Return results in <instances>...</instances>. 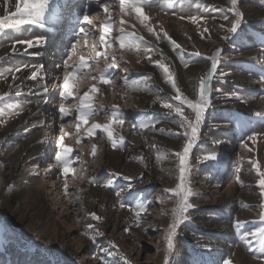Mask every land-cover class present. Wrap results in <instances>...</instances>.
<instances>
[{"label": "rangeland", "instance_id": "rangeland-1", "mask_svg": "<svg viewBox=\"0 0 264 264\" xmlns=\"http://www.w3.org/2000/svg\"><path fill=\"white\" fill-rule=\"evenodd\" d=\"M79 1L67 5L66 12L65 0L62 2L63 12L58 14L48 33L72 8L84 9L76 17L78 22H71V17L67 22L64 32L71 36L69 41L56 44V39L53 40L44 50V58L51 57V47L55 44L59 55L54 61L58 58L61 61L53 62L52 66L62 64L79 27H94L87 37L80 34L82 43L69 64H79L81 56L87 59L95 57L96 51H103L109 57L114 55L119 67L108 70L113 82L103 84L99 76L111 59L101 56L89 60L88 66L74 76L73 96L67 100L61 98L57 86L52 89L55 83L58 86L63 83V67L58 81L53 83L54 79L47 77V92L57 94L49 101L50 113L45 112L46 115L34 121H43L38 127V140H41L38 153L30 148L29 136H20L16 130L26 115L25 105L30 95L28 86L24 85L30 84L27 80L31 73H14L15 82L11 85L0 82V107L5 109V114L0 116V222L8 226L7 233L0 237V264H165L166 256L169 264H190L193 257L202 258L204 264H223L225 260L231 264H264L260 258L264 247L240 238L244 232L260 226V204L264 203L259 176L252 167L256 161L264 171V0H237L236 10L242 17L236 34L229 31L236 19L229 11L231 0H149L142 5L150 18L149 24L158 32L161 28L166 31L182 52L173 49L162 33L157 40L134 13H122L119 0H107L112 19L106 39L111 47H102L99 28L107 14L102 9L95 11L97 6L88 12L91 0ZM59 2L55 0L54 5L59 6ZM169 4L173 7L168 8ZM85 14L95 19L92 26L83 21ZM193 15L202 19L193 24L187 19ZM205 28L207 32L203 31ZM122 30L134 32L147 44L135 41L140 43L139 52L121 48L115 38ZM11 36L12 31L0 30V45ZM84 40L88 41L87 46ZM93 42L96 49L91 47ZM144 47L154 51L146 54ZM219 49L222 52L218 53ZM194 52L200 56L190 55ZM214 54L219 62L208 85L210 104L188 160L187 185L194 193L189 198L193 208L187 213L188 219L178 225L174 248L169 253L167 229L173 222L179 198L166 190L179 183V161L174 153L182 151L187 138L175 113L162 106L173 102L171 97L176 93L154 62L167 64L184 96L196 101L200 80L206 78L211 68L209 57ZM49 63L46 60L42 68L46 70ZM93 83L98 88L92 93L95 111L88 124L77 130L78 93L82 95ZM10 103L20 107L8 111ZM61 104L70 110L69 116L61 118ZM114 106L118 107V113H114ZM184 114L194 119L186 106ZM113 115L124 119L122 125H112L113 139L123 137L118 147L113 148L101 130L87 136V127L92 123L105 124ZM237 118L243 121V127ZM31 123H26L23 131H30ZM145 124L149 126L145 128ZM61 127L67 134L64 142L74 150L69 157L74 171L67 177L62 175V165L55 160ZM253 133L258 134L255 142L247 139ZM51 144L54 154L47 155L48 163L40 165L45 149ZM210 155H217L221 162L207 159ZM52 162L56 165L53 170H45L52 167ZM114 173L119 176H113ZM55 174L56 187L49 179ZM125 176L130 180H124ZM109 179L114 183L105 187ZM117 191L121 193L119 197ZM121 202L130 207L121 208ZM142 206L146 211L137 221L135 211ZM92 213L101 219H93ZM237 220L245 222L240 229L235 228ZM88 224L93 225L92 230L87 228ZM96 232L102 235L94 241L91 237ZM102 248L107 251H100Z\"/></svg>", "mask_w": 264, "mask_h": 264}, {"label": "snow or ice", "instance_id": "snow-or-ice-1", "mask_svg": "<svg viewBox=\"0 0 264 264\" xmlns=\"http://www.w3.org/2000/svg\"><path fill=\"white\" fill-rule=\"evenodd\" d=\"M232 7L229 9V11L233 12L236 16L235 21L231 24V27L229 31L233 34H236L241 26V17L242 13L236 10V4L237 0H231ZM8 3V0H5V4ZM54 3L55 0H15L14 5V12H9L7 15L0 17V30H20L25 25H39L41 28L44 27V20L46 17V14L50 12V10L54 13ZM149 3V0H119V8L120 11L124 14L131 15L135 14L136 18L139 20V22L144 25L148 32L152 33L156 36V39L159 40L161 38V33L163 34V38L168 40V42L172 45L173 49L180 50V45L177 44V42L172 39L166 31H164L162 28L160 31H156L154 27H152L149 24V16L145 14L142 5ZM168 8H172L173 5L169 4L167 5ZM99 8L103 10L104 13L107 14V17L104 21V23L99 28V44L102 47H111V43H109V39H106V37H109V29L111 27V13L109 12L110 5L107 3H100ZM173 15H175V12H173ZM185 17L181 16V19H184ZM187 19L191 20L193 24H196L199 19H202V17L198 16H189ZM224 19L227 20L228 16L225 15ZM83 21L86 22L88 25H93V18H90L89 15L85 14L83 16ZM123 22V21H122ZM94 27H79L77 32V38L75 41L71 44V48L68 50L67 53V59H64L62 62L63 67V91L61 92V98L63 100H67L69 97L73 96V78L76 75L77 72H79L81 69L88 66V61L92 60L94 58L98 59L101 56L104 57L105 60L111 59L110 63L106 64L104 72H102L99 76L100 82L103 84H111L113 81L111 79L110 73H108V70H114L119 67V64L117 63L116 57L113 55L111 57L108 56L107 52L103 51H96L95 57L89 56L87 59L83 56L80 57L79 64H69V60L72 58V54H74L77 51V47L81 45L82 41L80 39V34H83L85 37L89 35L90 32L94 31ZM204 32H207L208 29L205 28L203 30ZM203 35V33H201ZM119 41V45L121 48H128V49H134L137 52L141 50L140 43H136L135 41H140L144 44H147L146 41L143 40L142 37L136 36L134 32H128L124 33L123 30L121 31V34L115 38ZM15 43H19L21 45H27V48L32 47H39L43 46L47 43L46 38H36L35 40L29 39V40H19ZM84 45L87 46L88 41H83ZM91 47L93 49H96L97 45L95 42L91 44ZM27 48L25 49V52H27ZM13 51H15V47H13ZM154 51V48L151 47H144L143 52L144 53H151ZM217 52H222V49L217 50ZM192 56H200L199 52L191 53ZM149 60H152V57L149 55ZM181 59H183V56L181 55ZM211 60V68L209 72L207 73L206 78H203L200 80L199 84V99L196 101L188 99L184 94L181 92L180 88L177 86V82L173 76V73L170 71L169 66L165 63H162L161 61H155V66L162 70L164 77L168 83L171 84V87L175 89V95L171 97V100L173 102H166L162 106L165 109H168L170 112H174L176 117H178L179 120V126L180 128L184 129L183 136H185L186 142L183 145L182 151H177L174 153L175 157L178 158L179 161V183H177L176 187L167 189L166 191L172 193L175 197H178L177 206L174 209L173 214V222L168 225L167 229V252L171 253L174 248L173 238L177 232V227L180 223H182L184 220L188 219L187 213L190 209L193 208V205L189 202V198L194 195L191 188L187 185L188 180V173L190 170V166L188 163L189 160V154L193 147L194 141L197 139L199 127L201 125L202 119L205 114V110L208 108L210 104V100L208 97L209 89V81L211 80L213 74L217 70L218 65V56L212 55L209 57ZM21 67H27V65H21L16 66L15 68H8V72H19L21 70ZM57 67H61V65H57ZM0 75H3V73H0ZM223 75V73L221 74ZM37 72L32 73V79H36ZM93 80L96 79V77H92ZM128 80L125 76L124 83L127 84ZM48 90L45 87L44 92L46 93ZM98 91L97 85L95 83L92 84L91 88L88 91H84L82 95L78 93V99H79V105L77 114L75 116V127L77 130H79L83 125H87L89 122V118L93 115L95 109L93 107V98L92 93ZM185 106L189 109H191L192 114H194V119H189L184 114V108ZM20 105L17 103H10L7 105V110L11 111L13 109L19 108ZM119 109L117 106H114V113H118ZM59 113L61 115V118L67 117L70 115V110L65 108L63 104L59 107ZM5 114V109L3 107H0V116H3ZM237 122L241 127L244 126L243 121H240L239 118H237ZM124 123V119L118 118L117 115H113L112 119H110L105 124L100 123H92L89 127L85 129L87 136L91 137L96 134L97 130H101L102 132L106 133L109 140L111 141L112 147L116 148L118 147L121 142L123 141V137L120 138V140L113 139V124H120L122 125ZM149 125L145 124L144 127L147 128ZM163 131V130H161ZM61 133L62 135L59 137V143H58V149L55 153V160L62 165V175L67 177V175L70 172H73L74 169L70 167V165L73 163L71 159H69L70 155L73 153V148L69 145H67L65 140L66 133L63 132V127H61ZM179 135V134H177ZM256 133H253L252 135L248 136L247 139L250 141L255 142L257 139ZM96 154V147L93 146L92 149V155L95 156ZM209 160H217L219 161V158L217 155H210L207 157ZM252 167L256 170L259 180H258V186L261 190V197L264 198V171L261 170L258 162L253 161ZM113 176H119V173L112 174ZM124 180H130L129 177L125 176L123 177ZM237 180H239V176H237ZM94 182V181H93ZM114 183L113 179H109L105 187H111ZM67 183L64 184L65 191H67ZM132 185L129 183L128 188L131 189ZM116 195L119 197L121 193L119 191L116 192ZM121 208L130 207L126 205L124 202L120 203ZM260 208L262 209L259 213V221L261 222L260 226L255 227L251 231H246L244 234L240 237L242 240L246 241L248 244H251L253 241H256L259 243L261 247H264V203L260 204ZM146 211L145 207H140L139 210L135 211V216L137 218V221H139V218L141 217V213ZM93 219L100 220L101 217L96 215L95 213L91 214ZM244 221L237 220L235 222V228L240 229L244 225ZM87 228L89 230L93 229L92 224H88ZM8 231V226L5 225L3 222H0V237H3ZM88 234L87 232L85 233ZM102 235V233L96 232L95 235H93L91 238L95 241L96 236ZM113 247H115L113 245ZM102 252H106L107 248L100 249ZM262 260H264V255L260 257ZM165 264H169L168 257H165ZM190 264H204V261L202 258L193 257L190 261ZM223 264H231V261L225 260Z\"/></svg>", "mask_w": 264, "mask_h": 264}, {"label": "bare ground", "instance_id": "bare-ground-1", "mask_svg": "<svg viewBox=\"0 0 264 264\" xmlns=\"http://www.w3.org/2000/svg\"><path fill=\"white\" fill-rule=\"evenodd\" d=\"M79 2V0H77ZM110 2V0H108ZM107 0H91L89 1V5H91L89 7V11H92V9L95 7V11H97V9L99 8V4L100 3H107ZM12 3V0H8V3L5 4V0H0V17H3L5 15H7L9 12H14V3ZM62 2H64V0H60L59 2V6L54 5V12H56L55 14H52V11L50 10V12L48 14H46L45 20H44V27L41 28L39 25H25L23 26L22 29L20 30H7V32H11L12 31V36L10 37L9 40L7 41H2L1 45H0V73H3V75H0V82L1 85H5L10 84L15 82L13 77H14V73H17V75H23L24 72H30V77L27 80L28 82H30L29 85H27V83H25V87L28 86L29 88V102L26 103L27 105H25V111H26V115L22 118V122H19L16 126V130L18 132V134L20 136L22 135H28L29 139H30V148L32 149V151H35L36 153H38V148L40 147V143L41 140L39 141V134L40 131H38V127L43 125V121L41 120V122H34L35 119H40L42 118V116L46 115L45 112H49L50 113V108H49V101H53L54 100V94L56 95V93H48V92H44V88L46 85V81L49 80H53V83L58 81L59 77H60V73H61V68H62V64L60 68L54 67L52 66V64L48 65L47 69H43L42 65L46 60H52L53 62H60V58L56 59L54 61V57H58V53L53 52V50H57L56 45L53 46V48H51V57L48 58H44L43 52L44 50L50 46L53 42V40H57L56 42L58 43H66V41H69L70 39V35H67L64 30L66 28V25L68 24L67 22H69V18L71 17V22H78V19L76 20V17H78V14H80L84 7L81 10L79 9V6L77 7V9H75V11H73L74 9H71L69 11V13H65V15H63L59 20L58 23L60 21V23L57 25V27L55 28V30H53L51 33H48V31L50 30V25L52 23H54V20L57 18L58 14H60L62 11V7H64V5L62 4ZM75 2V0H65V12L67 10V5H72V3ZM61 7V8H60ZM87 9V8H86ZM96 13V12H95ZM73 15V16H71ZM91 15H94V13H92ZM97 16V15H96ZM98 17V16H97ZM68 18V19H66ZM95 20V19H94ZM93 20V21H94ZM98 20V19H97ZM105 19H103L104 21ZM46 38L47 39V43L43 46H39V47H32V48H27V45H21L19 43H15L16 41L19 40H35L36 38ZM57 44V43H56ZM70 45V44H69ZM68 45V47H69ZM13 47H15V51H13ZM27 48V52H25V49ZM23 57H25L26 59H23ZM65 56H62L61 58H64ZM63 61V60H62ZM21 65H27V67H21V70L19 72H8L7 69L8 68H15L16 66H21ZM59 65V64H58ZM33 72H37V76L36 79H32V73ZM77 74V73H76ZM16 75V74H15ZM48 77V78H47ZM25 81V80H24ZM22 85V84H21ZM62 84H60V86H58V83H55V85H53L52 89H55L57 86V90L60 89L61 91L59 92L61 94V92L63 91L62 88ZM28 90V89H27ZM53 94V95H52ZM53 98V99H52ZM45 100V101H44ZM52 118V115L50 116L49 114V119ZM28 122H33L30 125L32 126L30 131H23V127L26 123ZM62 135V134H61ZM59 136V134L57 135V137ZM58 141V140H57ZM51 145H49L46 149L45 152L43 154V160L41 162L40 165H44L46 163H48V159H47V155H52L54 153H51L52 149H51ZM56 146V145H55ZM50 165L52 166L51 168H46L45 170L50 171L53 167H55L56 165L50 163ZM53 170V169H52ZM50 183H55L54 186L56 187L58 181H57V174L50 176Z\"/></svg>", "mask_w": 264, "mask_h": 264}]
</instances>
